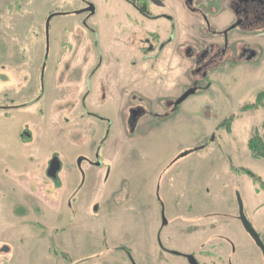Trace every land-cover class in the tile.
Instances as JSON below:
<instances>
[{"label":"rangeland","instance_id":"rangeland-1","mask_svg":"<svg viewBox=\"0 0 264 264\" xmlns=\"http://www.w3.org/2000/svg\"><path fill=\"white\" fill-rule=\"evenodd\" d=\"M135 1L148 19L127 0H0V264H187L159 243L197 254L207 214L238 245L208 264H263L237 218L240 198L263 234L264 28L211 43L231 0Z\"/></svg>","mask_w":264,"mask_h":264},{"label":"flooded vegetation","instance_id":"flooded-vegetation-1","mask_svg":"<svg viewBox=\"0 0 264 264\" xmlns=\"http://www.w3.org/2000/svg\"><path fill=\"white\" fill-rule=\"evenodd\" d=\"M127 1L130 3L131 6L136 8L140 13H142L146 17H149L148 13H146V12L144 13V12L140 11V9L136 6H134L129 0H127ZM208 1H210V0H184L183 4L186 8H189L191 6H194L196 8H207L206 4L208 3ZM148 7H147V9H148ZM192 10H193V8H192ZM198 10L199 9H197V11ZM230 12H231V16H232V21L228 26H226L224 28L223 32L220 35H218V36L212 35V36H208V37L204 36V37H200V38H209L205 41L211 42V43H216L214 41V39H211V38H234V39L235 38H244L247 35H252L256 31H261V29L264 28V0H231ZM159 18H162V17H159ZM204 18L208 22V19L206 17H204ZM205 19L198 18V22H200V24H202L201 20L204 21ZM167 20L170 22V26L172 27V30L174 31V25L176 23L175 18L173 16L172 17L169 16L167 18ZM209 24H211V20L209 21ZM230 34H232V35L229 36ZM166 36L164 38H167V41H168V38H171V37L174 38V35H171V36L166 35ZM152 37L155 38L154 36H152ZM156 37L160 39L159 35H156ZM235 40H233L234 43L239 41L237 39H235ZM203 42L198 39V43L201 44ZM207 42H205V43H207ZM213 53H214V56H217L221 53V51L216 50ZM197 59L202 60V59H204V56L199 55V57ZM134 115H138V113H134ZM221 218L222 217H220V215H217V214H214V215L207 214L206 216H203V219L205 222L199 221L198 222L199 224L196 223V225H193L190 227V230L188 231L189 232L188 234L190 236H197V238L199 240H201L199 235H202V234L205 235V240L203 242L200 241L202 247L200 248L199 252H197V254L185 255V254L179 253L177 251H174V250H171V249H168V248L162 246L161 242L159 241L160 242L159 243V250L161 251V254L168 255V256L182 257L187 261V264H189L188 257L194 258V260L197 262V264H208L207 258L215 256V253L213 252V250H218V248L222 249L223 247H225V245H227L230 248L232 253L238 252V245H236L232 239V236H234L235 233L232 231V227L229 225V222L224 221V220L222 221ZM199 220H201V219H199ZM207 221H208V223H207ZM237 221L239 222L243 231L247 234V236L252 241L253 245L255 246V248L257 249L259 254L261 255L260 257L262 258L263 264H264V252L261 251V249L255 244V242L251 239L250 235L244 229L243 224L240 220L239 206H238ZM166 223H167L166 220H163L162 226H161L160 231L158 233V239L160 237V234H161V231L163 230V228H166V226H167ZM221 225H224V226L228 225V227L225 228L227 233L226 232L223 233L224 231L222 233L216 232L218 227ZM252 228H253V226H252ZM213 232H216V233H213ZM256 233L259 235L260 240L264 246V232H263V234L258 233V232H256ZM258 257H259V255H258ZM252 258H253V256H252ZM164 260H166V258L165 259L162 258L159 261L163 262ZM216 261L220 262V263H225V264H233V262H231L230 259H227L224 261L223 258L221 256H218V255H217Z\"/></svg>","mask_w":264,"mask_h":264},{"label":"trees","instance_id":"trees-1","mask_svg":"<svg viewBox=\"0 0 264 264\" xmlns=\"http://www.w3.org/2000/svg\"><path fill=\"white\" fill-rule=\"evenodd\" d=\"M134 6L138 7L140 9V11L142 12H146L148 13V9L147 7L143 6V7H139L135 2V0H129ZM263 98L262 94L259 95L258 99H257V102H261V99ZM248 149H249V152H250V155L253 159H263L264 160V143L263 141L261 140V138L257 135V134H254L250 140L248 141ZM250 177H252L254 180H256L250 173L246 172ZM130 261L133 263L132 259H131V256L129 253H127Z\"/></svg>","mask_w":264,"mask_h":264},{"label":"water","instance_id":"water-1","mask_svg":"<svg viewBox=\"0 0 264 264\" xmlns=\"http://www.w3.org/2000/svg\"><path fill=\"white\" fill-rule=\"evenodd\" d=\"M85 11L86 12H93L94 9L92 6H90ZM51 19H52V16L48 19L47 24L49 23V21ZM46 29L48 30V27ZM188 96H189V93H187L185 96H183L180 99V102L183 101ZM238 206H239V211H240V220L243 224L244 229L250 235L251 239L255 242V244L261 249V251L264 252V246L260 240L259 235L255 232V230L252 228V226L250 225V223L248 222V220L246 219V217L244 215L243 205H242V201L240 200V198H238ZM163 220H165V219H163ZM188 262H189V264H197V262L192 257H188Z\"/></svg>","mask_w":264,"mask_h":264},{"label":"crops","instance_id":"crops-1","mask_svg":"<svg viewBox=\"0 0 264 264\" xmlns=\"http://www.w3.org/2000/svg\"><path fill=\"white\" fill-rule=\"evenodd\" d=\"M230 2H231V1H230ZM225 5H226L227 7L230 8V3H227V4H225ZM132 7H133V6H132ZM132 9H133L134 13H136L137 16L140 15L139 17H145L146 19L149 18V17L147 18V17H146L145 15H143L142 13H140L136 8L133 7ZM223 9H224V8H223ZM223 9H222V12H225ZM150 13H151V8H150V6H149V7H148V14H149V16H150ZM228 13H229L230 16H228L226 22H225L223 25L220 26L222 29H224L226 26H228V25L231 23V21H232V16H231V12H230V10H229ZM176 16H177V15H176ZM176 16H175L174 18H175V20L177 21V20H178V17H176ZM157 19H158V21L161 20V18H159V17H155V19H153V20L157 21ZM186 20H187V19H186ZM186 20H185V22H187ZM199 23H200V22H198V24H199ZM211 24L214 25V26L217 25V24H216V20H215L214 18L211 19ZM183 25H184V24H183ZM186 25H187V24L184 25V28H185ZM189 28H190V29L192 28L191 23H190L189 25H187V30H188V31L190 30ZM163 36L165 37V35H163ZM31 181H32V177H31Z\"/></svg>","mask_w":264,"mask_h":264}]
</instances>
